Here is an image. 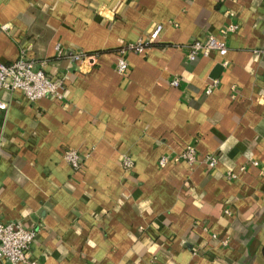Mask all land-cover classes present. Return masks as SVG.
<instances>
[{"label":"crops","instance_id":"crops-1","mask_svg":"<svg viewBox=\"0 0 264 264\" xmlns=\"http://www.w3.org/2000/svg\"><path fill=\"white\" fill-rule=\"evenodd\" d=\"M234 21L225 56L188 58ZM23 52L66 83L61 100L0 91V219L37 231L38 264H264V0H0V63ZM192 143L214 168L159 165Z\"/></svg>","mask_w":264,"mask_h":264},{"label":"built area","instance_id":"built-area-1","mask_svg":"<svg viewBox=\"0 0 264 264\" xmlns=\"http://www.w3.org/2000/svg\"><path fill=\"white\" fill-rule=\"evenodd\" d=\"M230 16L233 17L234 14L230 13ZM2 28L6 30L8 27L4 25ZM239 28L240 25L234 21L223 27L219 36L209 35L205 39H193L188 44V58L195 60L199 56L208 57L212 52L225 56L229 49L227 37L229 34L237 32ZM162 30L163 25L158 24L146 40H139L122 47L119 50L117 71L126 73L129 69L127 54L130 52H145L148 47L158 40ZM55 51L57 57L67 58L73 63H87L93 66L97 61L96 53L88 54L80 49L64 47L59 43L55 46ZM39 65L37 67V63L24 52L13 62L0 63V91L20 90L31 101L43 97H53L61 100L66 89L65 77L54 79L48 76L45 71V61L39 63ZM171 84L179 86L180 79L178 77L172 79ZM211 91L212 87L206 89V93ZM3 106V100L0 98V109ZM82 157L81 152L74 148H70L64 153V159L75 169L81 167ZM121 160L125 169H131L135 164L129 155H124ZM180 161H185L191 165L202 161L209 168H214L217 164V158L213 154H207L203 159H200L196 145L192 143L187 145L181 153L162 156L159 159V165L165 166L169 162ZM253 164L258 165V162L254 161ZM227 176L232 179L236 177V174L230 172ZM36 236L37 231L35 229L26 227L21 222H3L0 219V261L9 264H38L37 259L33 258L30 252Z\"/></svg>","mask_w":264,"mask_h":264}]
</instances>
